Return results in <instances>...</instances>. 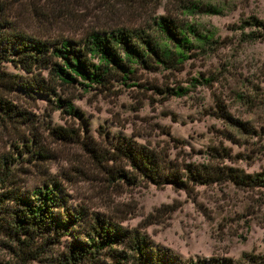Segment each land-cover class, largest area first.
Segmentation results:
<instances>
[{
	"label": "rangeland",
	"instance_id": "obj_1",
	"mask_svg": "<svg viewBox=\"0 0 264 264\" xmlns=\"http://www.w3.org/2000/svg\"><path fill=\"white\" fill-rule=\"evenodd\" d=\"M191 3L220 13L189 15L184 8ZM157 16L199 24L214 33L216 43L194 50L177 69L135 68L125 83L114 79L103 87L62 85L39 73L44 83H54V97L69 100L80 117L56 107L52 96L0 87V96L21 113L0 118V155L14 159L3 187L23 193L54 182L66 209L82 208L135 228L182 259L218 256L264 264V186L220 182L183 191L142 179L128 183L113 175L119 167L128 171L124 161L105 160L116 145L134 142L178 164L217 163L248 175L264 173V38L245 37L264 35L250 25L255 19L264 26V0H0L1 31L51 42L147 27ZM0 71L23 75L10 62L0 63ZM212 148H224L230 157H212ZM66 240L65 234L56 243L37 240L31 247L37 259L26 264H55ZM14 249L0 236V264H16Z\"/></svg>",
	"mask_w": 264,
	"mask_h": 264
},
{
	"label": "trees",
	"instance_id": "obj_2",
	"mask_svg": "<svg viewBox=\"0 0 264 264\" xmlns=\"http://www.w3.org/2000/svg\"><path fill=\"white\" fill-rule=\"evenodd\" d=\"M184 10L189 15L220 13L216 7L200 3H191ZM250 25L264 31L263 24L255 19ZM1 28L0 24V63H13L23 75L12 76L0 71V87L19 89L27 95L52 96L56 107L60 104L65 113L77 117L80 113L70 101L54 97V83H44L39 73L45 71L55 83L62 85L103 87L114 79L125 83L131 79L135 68L177 69L194 50L203 52L216 43L212 31L203 30L192 21L167 16L153 18L147 27L90 31L82 38H60L52 42L1 31ZM245 37L256 40L264 35L249 32ZM34 69L37 74L32 73ZM168 93L181 95L184 91L169 89ZM20 115L0 96L1 119ZM234 122L238 129L247 131L242 123ZM211 151L212 157H230L224 148ZM112 155L105 160L114 163L123 160L128 168V171L115 169L114 177L128 183L142 179L154 186L170 185L183 191L193 185L220 182L245 188L264 186V173L248 175L217 163L178 164L134 142L116 145ZM13 162V158L0 155V236L15 245L16 264L37 259L31 256V247L37 240L43 245L56 243L64 234L67 237L65 250L57 255L55 264H236L218 256L182 259L168 248L154 244L135 228L122 227L96 214L88 215L82 208L68 210L61 204L62 198H57L59 190L54 182L52 186L42 184L38 189L23 193L13 187L4 189L9 183Z\"/></svg>",
	"mask_w": 264,
	"mask_h": 264
}]
</instances>
